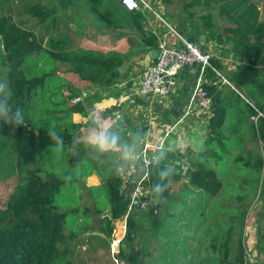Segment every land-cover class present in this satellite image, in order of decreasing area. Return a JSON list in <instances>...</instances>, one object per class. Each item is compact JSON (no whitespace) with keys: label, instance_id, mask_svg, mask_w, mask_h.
I'll use <instances>...</instances> for the list:
<instances>
[{"label":"trees","instance_id":"obj_1","mask_svg":"<svg viewBox=\"0 0 264 264\" xmlns=\"http://www.w3.org/2000/svg\"><path fill=\"white\" fill-rule=\"evenodd\" d=\"M87 1L92 4L97 0ZM94 10L108 26L119 25L111 10L98 11L95 7ZM55 11L54 2L49 6L46 0H0V77H5L12 89L13 106L22 107L28 113L26 125L15 131L10 126L8 132L17 176L7 202L0 208V264H86L85 257L77 253L76 248L86 245L87 253L109 249L114 221L123 218L127 212V198L121 193L123 178L111 169L101 189L106 198L97 196V187L90 186L88 190L94 210L85 202L78 204L81 200L79 190L94 168L88 166L93 164V160L67 155V144H72V134L83 126L81 121L73 119V115L86 116L91 105L101 97L97 96L92 101L88 95L82 96L79 88L68 84L57 69V61L69 64L71 69L67 71L96 85L98 95L101 89L111 87L121 79L123 59L119 55L97 58L89 53L62 51L65 39L52 36L55 18L50 16ZM125 11L140 31L142 43L148 48L157 47V35L143 30V12ZM219 11L229 17L232 26L225 30L233 35L234 55L241 61L225 76L235 87L253 84L258 80V60L264 52V22L260 18L258 2L223 0ZM47 40L50 48L45 47ZM211 63L217 70H222L217 57H212ZM204 75L206 81L203 87L212 98L208 125L212 136L204 142L203 150L187 148L181 152L178 149L164 151L165 147L161 149L166 154L165 162L174 165L175 174L168 181L163 197L157 200L150 191L156 182L157 165L154 161L150 163L145 181L148 204L145 210L135 207L128 213L127 234L135 226V216L142 211L153 224L159 222L158 207L168 197L172 182L181 180L183 175L188 185L209 196H216L222 188L216 164L221 153L215 150L213 144L216 139L225 138L223 134L219 136L217 129L222 112L213 82L218 76L209 67L205 68ZM238 99L241 100L239 96ZM248 108L254 112L252 106L248 105ZM53 120L67 121L61 129L66 146L63 152L57 151L47 135V125ZM122 132L129 135L125 126ZM220 145L222 153H225L227 149L223 141ZM252 155L249 151L250 158L244 159V163L242 155L236 160L246 167L252 165L258 173L263 161L261 157L257 159L258 156ZM57 156L61 157V165L65 168L58 169V162H55ZM74 169L76 172H73ZM69 171L73 173L72 179H63ZM93 218L96 223L91 225ZM121 244L122 241L116 258L123 264H138L135 257L124 253ZM243 248V244L238 245L241 263Z\"/></svg>","mask_w":264,"mask_h":264},{"label":"rangeland","instance_id":"obj_2","mask_svg":"<svg viewBox=\"0 0 264 264\" xmlns=\"http://www.w3.org/2000/svg\"><path fill=\"white\" fill-rule=\"evenodd\" d=\"M46 1H49V6L54 2L56 7V11L50 16L55 18L52 36L65 39L62 51H70L74 54L89 53L97 58L119 55L123 59L120 66L121 77H129L126 80L128 85L131 81L136 82L139 73L151 59L157 47L148 48L142 43L140 31L135 28L127 12L116 0H97L92 4L87 0ZM148 1L152 9L173 29L187 40L197 44H200L199 39L203 32L206 34L220 32L223 35V25L225 22L228 24L227 21L222 22L217 19L207 21L203 17L202 2L196 4L191 3V0ZM94 7L98 11L111 10L114 13L113 18L119 22V25L111 27L102 22ZM196 10L198 13H193ZM148 18L151 22H142L144 31L161 33L168 30V27L153 13H150ZM225 37L227 41L225 48L229 49L232 45L228 43L226 35ZM45 47L50 48L48 40ZM217 51L215 50V53ZM195 66L194 68L198 71V66ZM57 69L68 84L77 88L87 87L80 91L81 94L86 91L92 101L97 99L96 85L91 84L89 87L87 84H77L76 86V81L71 76L74 72L67 71L71 69L69 64L57 61ZM179 77L177 88L165 97L131 98L125 97L120 92L117 96L119 108L115 110L118 117L112 116L108 108L112 105H102L98 110L102 114L116 116L120 124L127 128L129 135L138 129H143L145 140L148 136L150 139L153 138L155 134L162 137L169 126L176 124L164 151L178 149L182 152L187 148L203 150L204 139L207 140L212 136L208 127L210 115L196 120L182 119L185 105L180 106L177 99L181 93L187 91L188 94L191 93L193 81L189 83L181 75ZM4 80H6L5 77H0V81ZM232 96L234 99L231 98ZM232 96L226 104L220 102L221 107L227 112L226 120L228 117L233 121L242 118L246 120L251 129V132H248L250 139L245 141L246 144H242V147L257 143L259 145L258 138L261 139L264 133V118L259 119L260 129H256L254 123L247 119V109L243 102L234 93ZM95 102L91 108L97 105ZM237 111H241L242 114L240 112L237 116ZM75 117L77 116L74 114V120ZM80 121L90 124L88 116ZM178 121L180 122L177 123ZM9 130V125L0 122V208H3L7 202L17 176L15 155L10 147ZM129 135L126 134L125 137L129 139ZM221 135L225 138L216 139L213 143L215 150L221 153V158L216 160V164L223 183L216 196H209L198 188L188 185L183 175L181 180L172 182L168 197L158 207L159 222L157 224H153L149 217L143 214L145 211H142L135 216V226L128 234L124 227V219L114 221L109 249L91 252V254L87 253L86 245L77 247V253L83 254L86 264H123L116 258L121 241L124 253L135 257L138 264H256L264 262V148L257 146L258 149L257 147L250 149L252 156H258L257 159L262 156V166L256 173L252 165L250 167L242 165L250 158L247 156L249 148L243 149L240 146L237 130L233 129L229 136L223 132L219 133V136ZM221 141L227 149L225 153L221 151ZM259 150L262 153L261 156L260 153L257 154ZM67 155L69 157L76 155L79 159L84 156L86 159L93 160V164L89 162L88 166L91 169L94 168V173L97 172L96 179L99 183L92 184V180L88 178L93 172L87 175L83 181L84 185L80 183L82 185L79 190L81 200L78 203L83 205L85 202L93 209L88 187H97L95 189L97 196L105 199L101 189L113 163L107 165V161H110L108 158H93L86 148L73 144H67ZM240 155L243 158L242 163L236 160ZM108 157L113 160V156ZM55 159V162H58V169L66 167L61 165L60 156ZM73 172H76V169ZM146 199L148 203V191L144 200ZM95 223L96 220L93 218L91 225ZM239 244H243L244 247L243 263L239 261Z\"/></svg>","mask_w":264,"mask_h":264},{"label":"built area","instance_id":"obj_3","mask_svg":"<svg viewBox=\"0 0 264 264\" xmlns=\"http://www.w3.org/2000/svg\"><path fill=\"white\" fill-rule=\"evenodd\" d=\"M117 1L124 10H141L144 15V19L142 20L144 23L148 22V15L153 13L168 27V33H172L176 38L174 43H169L166 37H159L157 31H153L158 37L157 49L148 64L139 73L136 82L132 83L131 81L130 88L126 93L127 96L131 98L165 97L177 88L179 71L185 66L197 65L199 73L185 104L182 119L196 120L207 117L212 107V98L203 87L202 77L206 67L211 68L216 74H219V71L211 63V53L203 51L199 44L187 40L173 29L163 17L159 16L152 9L148 0ZM221 79L223 82H227L223 77ZM256 116L253 115L251 118L255 119ZM175 126L176 124L169 126L162 139L157 142L150 138L146 139L141 150L138 152L137 160L127 175L123 177L121 193L127 198V212L122 218L125 221L124 227H126V217L130 211L135 207L145 210L148 204L147 199L144 200L148 191L145 181L147 179V168L152 162V155L150 153H156L163 148L165 137Z\"/></svg>","mask_w":264,"mask_h":264},{"label":"crops","instance_id":"obj_4","mask_svg":"<svg viewBox=\"0 0 264 264\" xmlns=\"http://www.w3.org/2000/svg\"><path fill=\"white\" fill-rule=\"evenodd\" d=\"M255 1L258 2V7L260 9V18L264 22V18H263L264 0H255ZM200 2H202L201 4L204 5V11H202V12H203V17L207 21L217 19V20L222 21V22H225V21L228 22V24L225 22L223 25V28H222L223 29V35H221L220 32L218 34H214V33H207L206 34V32H203L200 35V39H199V43H200L199 45H200L201 49L203 51H206L209 53L213 52L211 54L212 57H217L220 60V65L222 67V70H218L219 71V74H217L218 78L213 82L215 89L218 92L219 105H220L221 101L226 104L229 101V98L232 96L233 93L237 96V98L239 96L241 101L243 102L244 106L247 109V114H248L247 119L252 121L254 123L256 129H258L259 128V119L264 118V52H261V54L259 56V60H258V65L260 68V74H259L257 82H255L253 84L241 85L240 87H235L234 85H232L227 80L225 74H227L229 70L238 66L241 63V61L237 58V56L234 55V43L235 42L233 39V35L229 32H226V30H225L226 28L232 26L231 23L229 22V17L227 16V14L225 12L221 13L219 11V4H221L223 2V0H191V3L198 4ZM193 13H198V10H196ZM147 21L151 22L148 17H147ZM208 23H210V22H208ZM208 26H210V25H208ZM211 27L212 26H210V28ZM183 29H185V28L183 27ZM186 29H189V28H186ZM158 35H159V37H166V39L172 43H174L176 41L175 35H173L172 33H168V30H165L164 32L158 33ZM225 35L227 36V39L229 40L228 43H230V46L232 45V47L229 49L225 48V45L227 43V41L224 39V38H226ZM230 41H232V42H230ZM215 50H218V51L215 53ZM149 60L147 61L146 65L148 64ZM194 67H196V66L194 65V66L183 67L179 71L178 81L180 78L179 75H181V77L183 79H185L186 82L191 83L193 81V83L191 84L192 85L191 88H192L193 84L195 82L194 79L197 78L198 73H199V69L197 71ZM71 76L74 79V81H76V86H77V84H87V86L90 87L91 84L87 81H83L80 79V81L78 82L79 78L77 77V75L71 74ZM221 77L226 79L227 82H223ZM128 78L129 77H123L122 76L121 79L116 84H114L113 86L101 89L98 92V96H100L101 99L98 102H96L97 105L94 108H89V112L86 116H81L79 114H75L77 116V117H75V120L76 121H80V119L84 120L87 116L89 117V113L91 111L95 110L98 114H100L109 123H117L118 115L116 114L117 112L115 111L117 108H119L118 107L119 99L117 98V96H119L120 92H121L122 95H125V97H128V96H126V93L128 92L130 85H131V83H130V85H128L126 83V80ZM202 79H203V82L206 81L204 74H203ZM78 88L80 91H83V89H85L87 87H84V88L78 87ZM117 92H119V93H117ZM82 94H84L85 96L87 95L86 91L82 92ZM114 96L116 98H114ZM233 96L231 98L234 99ZM188 97H189L188 91L181 93V95L178 96V99H177L178 104L180 106L185 105ZM129 100H131V99L129 98ZM106 104H109V106L112 105L111 107H108V108H110L109 110L111 111L112 116L116 115L117 117L116 116L111 117L110 114H105V113L102 114L99 112L98 108H100V106H102V105L105 106ZM248 105L252 106V108L254 109V112H250ZM219 107H220L221 112H222V115L219 117V127H217L219 133L223 132L224 134L229 136V134L232 132V130L236 129L237 130V139L241 143L240 146L242 147V144H244L245 141L250 139V135L248 134V132H251V129H250L247 121L244 120L243 118L237 119L236 121H233L231 119L229 120V117L226 120V117H227L226 110L224 108H222L221 105ZM118 110H120V109H118ZM240 112L241 111H237V116L240 115ZM241 114H242V112H241ZM253 115H257L255 119L251 118V116H253ZM210 117H211V115L208 118L210 119ZM81 122L83 123V126L81 128H84V127L90 125V124L88 125L86 122H85V124L83 121H81ZM118 122L120 123V121H118ZM208 123H210V121ZM261 124H262V122H261ZM84 125H86V126H84ZM230 127H232V128H230ZM170 133L165 137L164 144H163L164 147L166 146L167 143H169L168 141L171 138ZM155 136H157V135L155 134ZM155 136L153 137L154 139L151 138V140H155L156 142L159 141L160 139H162V137H163V136L162 137H158V136L155 137ZM148 138H150V137L148 136ZM252 139H253V137H252ZM254 139H255V137H254ZM205 141L206 140L204 139V142ZM257 142H259V145L257 143L253 146L252 145L245 146V147L243 146L242 148L243 149L249 148L248 153H249L250 149H252L251 147L255 148L258 146V147L264 148V133H263V136L261 139L258 138ZM258 147L256 149H258ZM258 153H260V150L257 152V154ZM261 154L262 153H260V156H261ZM247 156H249V154H247ZM106 158H108L110 160V161H107V165L109 163H113L111 161L116 160L115 157H112L113 160H111L110 157H108V156H106ZM261 158H262V156H261ZM96 173L97 172L95 171V173L93 172V174L88 176V178H90L92 180V182H91L92 184H98L99 183L96 179ZM127 173L121 174L122 178L125 177L127 175Z\"/></svg>","mask_w":264,"mask_h":264},{"label":"clouds","instance_id":"obj_5","mask_svg":"<svg viewBox=\"0 0 264 264\" xmlns=\"http://www.w3.org/2000/svg\"><path fill=\"white\" fill-rule=\"evenodd\" d=\"M13 95L6 80L0 81V122L16 128L26 125L28 113L22 107H14L11 103ZM90 125L77 129L71 137V143L86 148L93 158L100 159L106 156H113L114 160L111 170L117 174L127 173L137 160L138 150L142 148L145 141V132L138 129L131 133L129 139H125L122 132V124L109 123L95 110L89 113ZM67 121H51L47 125V135L57 151L65 150L64 137L61 134ZM151 160L157 165L155 173L156 182L151 186L150 191L157 200L163 197V193L168 188V181L175 174L174 165L166 163V154L163 150H158L151 156ZM118 161V162H117ZM73 173L69 171L63 176L65 180H71Z\"/></svg>","mask_w":264,"mask_h":264},{"label":"water","instance_id":"obj_6","mask_svg":"<svg viewBox=\"0 0 264 264\" xmlns=\"http://www.w3.org/2000/svg\"><path fill=\"white\" fill-rule=\"evenodd\" d=\"M119 248V247H118Z\"/></svg>","mask_w":264,"mask_h":264}]
</instances>
